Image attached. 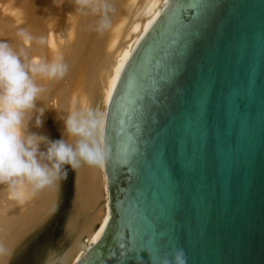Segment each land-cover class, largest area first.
Listing matches in <instances>:
<instances>
[{
	"label": "water",
	"instance_id": "obj_1",
	"mask_svg": "<svg viewBox=\"0 0 264 264\" xmlns=\"http://www.w3.org/2000/svg\"><path fill=\"white\" fill-rule=\"evenodd\" d=\"M104 143L112 218L78 264H264V0H169L128 61ZM23 247L50 264L73 190Z\"/></svg>",
	"mask_w": 264,
	"mask_h": 264
},
{
	"label": "bare ground",
	"instance_id": "obj_2",
	"mask_svg": "<svg viewBox=\"0 0 264 264\" xmlns=\"http://www.w3.org/2000/svg\"><path fill=\"white\" fill-rule=\"evenodd\" d=\"M168 1L109 0L112 26L98 33L100 17L77 12L74 0H64L59 7L54 0H0V40L17 51L24 48L29 57L51 61L63 55L69 66L61 80L34 78L45 91L26 113L27 131L52 140L64 138L74 145L76 138L65 132L64 118L72 111L90 109L102 120L97 138L105 145L108 108L123 71ZM20 29L34 38L30 47L25 48ZM40 38L45 40L43 45ZM40 109H44L43 116ZM38 116L41 127L36 126ZM62 182L57 179L42 189L26 182L22 201L10 199L7 186L0 185V245L6 249L0 264H9L29 234L47 221L61 201ZM72 201L63 234L66 247L53 253L50 264H78L103 236L112 218L106 162L103 167L81 163L75 171Z\"/></svg>",
	"mask_w": 264,
	"mask_h": 264
},
{
	"label": "clouds",
	"instance_id": "obj_3",
	"mask_svg": "<svg viewBox=\"0 0 264 264\" xmlns=\"http://www.w3.org/2000/svg\"><path fill=\"white\" fill-rule=\"evenodd\" d=\"M57 7L64 0H54ZM77 12L98 15L96 31L103 33L112 26L109 0H74ZM18 35L23 44L30 47L34 39L26 30ZM39 43H45L44 38ZM69 71L63 55H56L51 61L39 56L29 57L24 48L14 49L9 42L0 40V185L7 186L9 198L22 201L25 183L35 189L52 185L61 177L67 179L65 165L76 171L81 163L103 167L107 151L97 138L102 125L99 114L90 109L70 112L64 118V129L75 144L64 138L52 140L45 135L27 131L26 113L36 107V101L45 89L37 84L35 77L48 81L61 80ZM44 109H40L43 116ZM40 116L36 126H42ZM44 145V150H41ZM6 249L0 245V255ZM156 264H187L182 249L176 250L170 259L167 255L157 258Z\"/></svg>",
	"mask_w": 264,
	"mask_h": 264
},
{
	"label": "rangeland",
	"instance_id": "obj_4",
	"mask_svg": "<svg viewBox=\"0 0 264 264\" xmlns=\"http://www.w3.org/2000/svg\"><path fill=\"white\" fill-rule=\"evenodd\" d=\"M50 123H52V120H50ZM57 139H61V138L60 137H56V140ZM64 167L66 169V165ZM61 180L63 181L62 184H61V189L62 190H61V196H60V199H59V201L60 200L61 201L57 203V206H56L55 210L47 218V221H45L40 226H38L36 229H34V231L31 234H29V236L26 238V240L16 249V251H15L11 261L9 262V264H19V260H20V257H21V253H22L23 247L50 221V219L54 215V212H56V210L58 209V207L62 203L63 198H64V193L63 192H64V187H65V180H63L62 177H61ZM74 181H75V171L73 170V190H72L71 199H70V203H69V207H68V212H67V214H66V216H65V218H64V220L62 222V225H61V228H60V232H59L60 235H58V239H57V242H56V245H55L53 253L58 252V251L62 250L64 247H66V242L63 240V234H64V231H65V224L67 222L68 216H69L70 211L72 209V205L71 204L73 203L72 199L74 198Z\"/></svg>",
	"mask_w": 264,
	"mask_h": 264
}]
</instances>
